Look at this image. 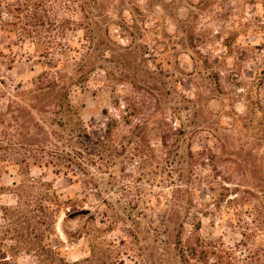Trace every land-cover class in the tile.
<instances>
[{
  "label": "rangeland",
  "instance_id": "obj_1",
  "mask_svg": "<svg viewBox=\"0 0 264 264\" xmlns=\"http://www.w3.org/2000/svg\"><path fill=\"white\" fill-rule=\"evenodd\" d=\"M48 72L93 139L147 156L111 151L97 190L58 174L32 146ZM0 109V264H264V0H0ZM177 186L203 213L171 238Z\"/></svg>",
  "mask_w": 264,
  "mask_h": 264
},
{
  "label": "trees",
  "instance_id": "obj_2",
  "mask_svg": "<svg viewBox=\"0 0 264 264\" xmlns=\"http://www.w3.org/2000/svg\"><path fill=\"white\" fill-rule=\"evenodd\" d=\"M74 86L75 83L66 84L62 76L58 73H44L35 81L34 88L30 90L29 93L33 95V98L40 99L39 101L41 103L39 107L42 110V115H39L40 120L34 125L36 129L34 137L36 141L41 143H34L32 146H34L33 150L37 152H46L47 150L49 152L48 155L55 158L56 161H50L48 164L56 167V172L58 174L65 171L76 176L79 173L83 175L90 187L97 190L99 185L91 172V166L97 161L105 163L106 167H108L109 156L112 152L117 151L118 148L121 149V153L128 152V155H130L132 159L144 158L147 156V153L144 149L139 148V146L129 150L128 147L123 144L116 145L110 138L111 135H107L103 139H93L82 122L78 107L71 101L70 96ZM33 109L37 108L33 106ZM1 115L2 111L0 109V116ZM177 147L179 149L181 148L180 145ZM179 154L177 149L175 155L179 156ZM187 154L192 155L191 149L188 150ZM39 162L40 161L36 160L34 164H39ZM194 164L196 165L197 161H193L191 167H194ZM27 166L29 165L27 164ZM101 169L102 167L99 168V170ZM180 170L178 177L181 182L185 181L186 186H188L189 183L185 176L186 169L181 168ZM41 184L43 186L45 185L43 183ZM31 185L35 187L36 183L32 181ZM46 187L49 195L52 194L54 191L53 185L51 183H46ZM175 189V202L177 203L169 206L171 219H167L164 223L169 233L170 231L172 232L169 234L171 238L175 236L179 237V231L184 227V219L188 217L191 218L193 226L196 223L200 225L199 214L203 213L200 207L194 206V200L192 198L183 200L187 190H183L182 186H177ZM53 196L57 197L55 194H53ZM48 202L52 203L54 201L50 199ZM83 202V200L79 199H70L64 202L67 210V219L79 218L83 220L85 218V225L95 220V214L86 211L85 207L81 205ZM49 211L52 216L53 210L49 209ZM192 211L195 213H192ZM83 215H86V217ZM166 216L168 217V215ZM108 220H110V217L103 214L100 223L104 224ZM177 224L178 228L176 227ZM109 226L108 230L112 225ZM172 228L173 230H171ZM177 229L179 230L177 231ZM64 231L69 239L74 238L65 228ZM174 231H177L176 235ZM86 234H90V231L88 230ZM79 235H81V233ZM37 258L46 264H58L60 262H63V264H70L66 259L60 258L59 256L57 257V254L52 250L51 244L43 247L42 254Z\"/></svg>",
  "mask_w": 264,
  "mask_h": 264
}]
</instances>
